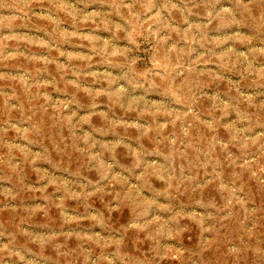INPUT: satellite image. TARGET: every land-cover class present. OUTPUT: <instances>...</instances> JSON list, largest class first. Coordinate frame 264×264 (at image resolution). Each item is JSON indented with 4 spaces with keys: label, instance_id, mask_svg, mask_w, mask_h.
I'll list each match as a JSON object with an SVG mask.
<instances>
[{
    "label": "rangeland",
    "instance_id": "obj_1",
    "mask_svg": "<svg viewBox=\"0 0 264 264\" xmlns=\"http://www.w3.org/2000/svg\"><path fill=\"white\" fill-rule=\"evenodd\" d=\"M0 264H264V0H0Z\"/></svg>",
    "mask_w": 264,
    "mask_h": 264
}]
</instances>
